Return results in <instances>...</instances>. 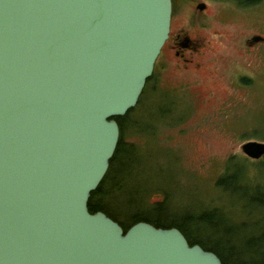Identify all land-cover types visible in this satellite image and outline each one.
<instances>
[{"label": "water", "instance_id": "95a60500", "mask_svg": "<svg viewBox=\"0 0 264 264\" xmlns=\"http://www.w3.org/2000/svg\"><path fill=\"white\" fill-rule=\"evenodd\" d=\"M172 0H0V264H224L178 226L89 199L139 101ZM264 38L254 34L252 40ZM242 150L264 156V140Z\"/></svg>", "mask_w": 264, "mask_h": 264}, {"label": "rangeland", "instance_id": "374dc122", "mask_svg": "<svg viewBox=\"0 0 264 264\" xmlns=\"http://www.w3.org/2000/svg\"><path fill=\"white\" fill-rule=\"evenodd\" d=\"M190 3L187 0L186 7ZM260 3L247 12L226 3L225 12L211 15L204 33L220 27L224 35L210 33L208 36L217 41L203 48L202 57L194 55L196 61L203 62L201 69L180 68L176 58L169 56L165 66L155 69V82L161 90L151 89L150 97L172 90L188 114L182 119L186 111L181 108L180 122L160 126L159 145L156 138L150 139L147 156L146 152L142 155L146 160L138 163L121 190H115L107 200L113 210L120 213L136 205L153 213L145 196L147 190L160 186L169 195L167 206L161 210L167 218L182 212L193 214L200 208L222 209L211 223L195 221L190 228L209 243L217 242L227 249L232 243L242 247L245 235L259 233L264 226V202L254 203L246 196L255 191L264 197V156L249 157L241 147L248 139L264 140V43L250 49L244 43L253 32L264 34V0ZM171 105L172 110L177 109V104ZM154 108L144 105L137 114L140 120H148ZM127 139L138 138L130 135ZM232 156H237L233 164L238 167L241 157L248 158L244 189L222 188L216 183ZM251 183L261 186L252 190ZM164 198L162 191L149 196L150 202Z\"/></svg>", "mask_w": 264, "mask_h": 264}, {"label": "trees", "instance_id": "16d2710c", "mask_svg": "<svg viewBox=\"0 0 264 264\" xmlns=\"http://www.w3.org/2000/svg\"><path fill=\"white\" fill-rule=\"evenodd\" d=\"M161 90V88L155 82V71L147 80L144 90L139 98L138 103L127 111L126 114L117 116L119 121L121 134L117 149L111 158L109 168L104 178L98 187L92 191L89 199V209L94 212L96 210H104L111 217L119 221L125 229L139 220H147L158 226H178L182 231L186 233L190 243L199 242L205 248L216 251L223 260L224 264H264V226L260 229L259 233H250L242 238V247L232 243V246L228 249L223 247L219 243H209L208 241L200 238L190 231L193 228V222H208L211 223L218 214L222 213L220 207H211L207 209L200 208L195 213L190 214L182 212L179 216H171L167 218L161 213L169 201V195L160 186L147 190L146 203L147 207L152 209L147 210L139 206H131V208L125 207L122 212H116L107 203L112 194H115V190H121L123 184H125V178L127 179L132 170L138 167V163H143V152L149 151L150 139L156 138V144L159 145L158 134L160 126L163 124H175L180 122L187 116V109L182 106V101L179 99V95L172 90H164L159 96H151L150 91ZM147 96L149 99L146 100ZM172 99H174L172 101ZM169 100V103H168ZM172 103L177 104V109L172 110ZM154 105V113L149 114V119L140 120L138 117L139 110L144 105ZM169 104V105H168ZM181 108L185 109V116L181 117ZM176 115V116H175ZM134 135L138 139L129 140L127 136ZM140 148L141 151L139 150ZM242 165L240 167L234 166V162L237 160V156L228 159L227 170L221 174L217 179V185L222 188L244 189L247 184L244 182L245 165L248 163V158L241 157ZM244 171V172H243ZM248 183V180L246 181ZM261 183H251V189H259ZM162 191L165 193L163 200L150 202L149 196L153 192ZM258 192L253 191L251 194L246 195L250 201L254 203L264 202V197H260ZM244 226V222L240 223Z\"/></svg>", "mask_w": 264, "mask_h": 264}, {"label": "flooded vegetation", "instance_id": "af4514ba", "mask_svg": "<svg viewBox=\"0 0 264 264\" xmlns=\"http://www.w3.org/2000/svg\"><path fill=\"white\" fill-rule=\"evenodd\" d=\"M186 1L172 0L173 9L170 32L157 57L155 69L165 66L166 57L168 56L176 58L177 66L180 68L189 69L191 66H195L201 69L203 62L196 61L194 55L202 57L203 48L217 41L208 36L210 33L215 36L218 35V37L224 35V29L222 30L220 27L213 28L208 35L204 33L203 28L209 26L210 19L212 20L211 15H219L225 12L226 3H229L234 8L241 9L243 12H247L253 10L254 6L261 4L260 2L263 0H216L217 4H211L207 0H191L189 7H186ZM254 34H262L264 36L261 32H253L247 35L244 43L249 49L264 43V38L252 40ZM217 56L221 58L223 55L218 54Z\"/></svg>", "mask_w": 264, "mask_h": 264}]
</instances>
